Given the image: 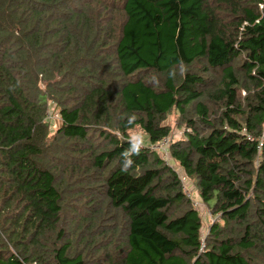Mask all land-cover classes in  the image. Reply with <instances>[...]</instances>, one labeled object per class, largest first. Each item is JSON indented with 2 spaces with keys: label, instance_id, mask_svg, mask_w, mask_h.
<instances>
[{
  "label": "trees",
  "instance_id": "16d2710c",
  "mask_svg": "<svg viewBox=\"0 0 264 264\" xmlns=\"http://www.w3.org/2000/svg\"><path fill=\"white\" fill-rule=\"evenodd\" d=\"M263 135L264 0H0V264H264Z\"/></svg>",
  "mask_w": 264,
  "mask_h": 264
},
{
  "label": "clouds",
  "instance_id": "9594fccd",
  "mask_svg": "<svg viewBox=\"0 0 264 264\" xmlns=\"http://www.w3.org/2000/svg\"><path fill=\"white\" fill-rule=\"evenodd\" d=\"M186 72L187 66L181 58L176 62L175 65L170 67L168 72V78L175 80L177 74L183 76ZM149 82L152 83L154 86L158 87L160 83L158 74H153L150 77ZM121 119L126 120L127 125L134 129L138 121V116L136 113H125L122 115ZM127 143L128 147L125 148L120 154L122 172H128V170L133 167L135 163L133 158L138 156L142 151L145 144L143 133L136 132L134 130L133 133L129 136Z\"/></svg>",
  "mask_w": 264,
  "mask_h": 264
},
{
  "label": "rangeland",
  "instance_id": "374dc122",
  "mask_svg": "<svg viewBox=\"0 0 264 264\" xmlns=\"http://www.w3.org/2000/svg\"><path fill=\"white\" fill-rule=\"evenodd\" d=\"M53 117H57V114L53 115ZM167 123L172 127V130H173L172 131L173 132L172 136H174L175 139H176V137L182 135L183 128H179L178 127V121H177V114L176 113H173V114L170 115V117L168 118ZM55 128H56V126H55V124H53V130H55ZM135 131L136 132H142L139 128L136 129ZM143 135H144V141H145L144 146H148L149 145V141L147 139V136L144 133H143ZM158 153L161 155L162 158L165 157V155L162 152H158ZM164 159L167 161L168 165L172 166L173 168H175L180 173L178 164H176L173 160H171L170 154L167 157H165ZM181 176H182V181L184 183L185 189L186 190H189V189L191 190L193 200L201 203L202 201H201L200 195H199L198 191L196 189H194L193 183L188 181L183 175H181ZM201 210H202L201 212L203 214V226H204L202 235H203V241L205 242L207 234H208V230L210 229L211 224L216 221V218L213 217V214H212L211 210L208 207H206V209L202 208Z\"/></svg>",
  "mask_w": 264,
  "mask_h": 264
},
{
  "label": "built area",
  "instance_id": "2783aa9c",
  "mask_svg": "<svg viewBox=\"0 0 264 264\" xmlns=\"http://www.w3.org/2000/svg\"><path fill=\"white\" fill-rule=\"evenodd\" d=\"M169 144H170V140L165 139V140L161 141L160 143L154 145L152 148L158 152H162L165 155V157H167L169 155V152H168ZM263 145H264V135L261 138L259 148L263 147ZM186 193H187V196L193 200L192 193L189 190H186ZM193 204L195 207L200 206V203L197 201H194V200H193Z\"/></svg>",
  "mask_w": 264,
  "mask_h": 264
}]
</instances>
